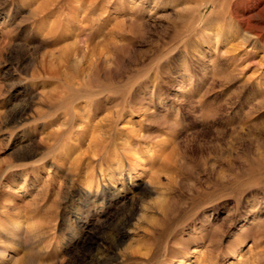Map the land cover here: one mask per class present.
Segmentation results:
<instances>
[{
    "label": "rangeland",
    "instance_id": "obj_1",
    "mask_svg": "<svg viewBox=\"0 0 264 264\" xmlns=\"http://www.w3.org/2000/svg\"><path fill=\"white\" fill-rule=\"evenodd\" d=\"M247 16L0 0V264H264V30Z\"/></svg>",
    "mask_w": 264,
    "mask_h": 264
},
{
    "label": "bare ground",
    "instance_id": "obj_2",
    "mask_svg": "<svg viewBox=\"0 0 264 264\" xmlns=\"http://www.w3.org/2000/svg\"><path fill=\"white\" fill-rule=\"evenodd\" d=\"M242 2H244V7H245V11H247V13H248V16L243 20L244 22H245V24L249 27V29H250V27L252 28V29H255V31H256V34L259 36L260 34V36H262V34H263V30H264V18H261L260 17V15L264 12V0H241ZM241 4H243V3H241ZM233 5V4H232ZM242 7V6H241ZM238 10V9H237ZM236 11V10H235ZM240 14V13H239ZM234 16H236L235 14H234ZM254 16H256V17H258L259 18V20H257L256 22H255V24H251L250 23V18H253ZM263 16V15H262ZM238 17V16H237ZM241 17V16H240ZM264 17V16H263ZM239 20H241V18L239 19ZM254 20V19H253ZM244 24V25H245ZM259 36V37H260ZM262 38L264 39V36H262ZM77 112V111H76ZM78 114H80V113H78ZM78 117H80V116H78ZM80 119H81V117H80ZM82 121V120H81ZM84 123V122H83ZM142 208V207H141ZM145 209V208H144ZM142 210V209H141ZM149 210V209H148ZM145 211H146V209H145ZM145 214H146V212H145ZM144 214V215H145ZM142 215H143V213H142ZM143 215V216H144ZM141 216V215H140ZM125 217V216H124ZM122 218V221L123 222H121V224L120 225H118L117 227H116V230H118V233H121V232H123L124 231V225H125V223L129 220H124L125 218ZM118 242H119V244H121L122 243V239L120 238V235H119V238H118V240H117ZM2 260H3V254L1 255V257H0V262H2Z\"/></svg>",
    "mask_w": 264,
    "mask_h": 264
}]
</instances>
